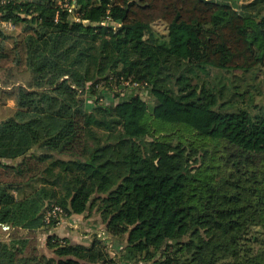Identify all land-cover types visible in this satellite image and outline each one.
Here are the masks:
<instances>
[{
    "label": "trees",
    "instance_id": "obj_1",
    "mask_svg": "<svg viewBox=\"0 0 264 264\" xmlns=\"http://www.w3.org/2000/svg\"><path fill=\"white\" fill-rule=\"evenodd\" d=\"M0 19L24 33L6 48L0 29V64L29 74L0 91V264H264V0H0ZM55 205L98 214L122 253L41 247Z\"/></svg>",
    "mask_w": 264,
    "mask_h": 264
},
{
    "label": "rangeland",
    "instance_id": "obj_2",
    "mask_svg": "<svg viewBox=\"0 0 264 264\" xmlns=\"http://www.w3.org/2000/svg\"><path fill=\"white\" fill-rule=\"evenodd\" d=\"M241 1V0H240ZM170 19V13H167L160 21L154 24V28L161 33L165 32L166 23ZM117 24V25H116ZM111 25V24H110ZM114 27L119 26L118 23H113ZM112 26V25H111ZM4 32L8 35V39L4 41V46L6 48L11 47L12 44L20 40L23 36L22 24L14 25L11 29H5ZM2 65V64H0ZM5 69H0V91L8 90L11 86L16 85L17 83H22L29 78V74L20 73L10 62H6L2 65ZM7 67H9L7 69ZM254 77V75H253ZM233 80L235 83H253L252 75L248 73L241 74V72L235 73ZM5 92V91H4ZM104 96L107 94H103ZM141 95L148 101H152L149 97L146 90H141ZM110 96L108 95V98ZM109 101V100H107ZM14 105L13 98H6L4 95L0 94V119L9 115L11 108ZM90 101L87 102L86 106H90ZM147 120L150 122L152 129L151 132L156 137H161L164 139H185L190 138L195 140L196 143H201L205 141V144H208L206 140L198 138L189 128L185 126H175L167 125L161 122H158L147 116ZM203 143V142H202ZM104 224L101 223L100 217L95 212L85 215H71L69 217H59L56 219V222L49 228L48 231H37L36 236L39 239V245L44 246L45 239L48 234H56L61 238L68 239L75 242H86L89 243L93 239H100L113 254H121V248L123 247L121 242L118 239H114L109 235H104ZM10 231H3L1 229L2 239L7 241ZM8 234V235H7ZM19 235V234H18ZM7 236V238L5 237ZM12 237L15 236L13 233ZM117 256V255H116Z\"/></svg>",
    "mask_w": 264,
    "mask_h": 264
},
{
    "label": "built area",
    "instance_id": "obj_3",
    "mask_svg": "<svg viewBox=\"0 0 264 264\" xmlns=\"http://www.w3.org/2000/svg\"><path fill=\"white\" fill-rule=\"evenodd\" d=\"M113 23L114 22H112V21L107 22L108 25L111 24L112 26L111 25L110 26L115 28ZM12 26H13V23L11 21H5V20H1L0 19V29L1 30L4 31L5 29H11ZM124 84L128 85V82L125 81ZM103 101L105 103H108L106 98H103ZM59 217H66V216H65V213H63L62 209L59 206L55 205V206H52L51 208H49V210H48V212L46 213V216H45V221L49 222L51 218L57 219ZM1 229L3 231H6V230H8V232L10 231V227L7 224H0V234H1ZM104 235H107V234L104 232ZM5 237L7 238V236H5ZM1 238H2V236H1Z\"/></svg>",
    "mask_w": 264,
    "mask_h": 264
},
{
    "label": "crops",
    "instance_id": "obj_4",
    "mask_svg": "<svg viewBox=\"0 0 264 264\" xmlns=\"http://www.w3.org/2000/svg\"><path fill=\"white\" fill-rule=\"evenodd\" d=\"M81 243V242H80ZM90 243V242H89ZM89 243L83 242V244L88 245Z\"/></svg>",
    "mask_w": 264,
    "mask_h": 264
}]
</instances>
